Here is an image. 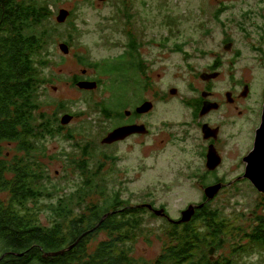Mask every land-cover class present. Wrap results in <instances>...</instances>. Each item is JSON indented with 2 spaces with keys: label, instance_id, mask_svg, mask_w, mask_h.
<instances>
[{
  "label": "rangeland",
  "instance_id": "rangeland-1",
  "mask_svg": "<svg viewBox=\"0 0 264 264\" xmlns=\"http://www.w3.org/2000/svg\"><path fill=\"white\" fill-rule=\"evenodd\" d=\"M256 1L46 0L42 3L52 12L39 25L40 29L44 27L51 32L43 51V56L47 58L46 63L48 62L43 67V73L50 81L46 82L40 90L38 111L44 113L46 118H58V123L54 126L55 130L59 129L57 125H62L63 115L66 113L73 115L67 124L62 125L59 132L48 134L47 138L37 145L38 150L40 148L45 150L44 154L41 152L42 155L39 156L45 173L43 181L38 184L45 193L40 200L30 201L29 206L38 211L39 219L43 224L49 223L55 216L51 208L55 207L59 199H76L80 191L81 194L87 191L89 194L81 206H74L75 212L86 211L85 207L90 201L100 203L117 193L121 199L129 200L128 204L142 203L147 196L152 195L157 205L167 202L174 213L187 201L200 199L202 193L197 188L185 190L178 185L172 189H164L169 186L163 183L175 177L177 165L190 160L183 156L178 157L180 153L161 127L156 129L157 136L151 140L142 139L144 141L141 142L132 138L125 144L120 143L115 147L102 143V137L106 132L105 123L99 120V116L89 105L103 100L105 95L103 77L98 73L97 68L90 65L83 66L79 59L83 57L88 62H104L107 57L120 54L123 51L122 42L125 39L126 29L130 25L135 28V24H145L146 35L157 34L155 37L161 38L169 29H172L175 41L186 39L188 44L183 46V50L191 53L189 61L202 62L197 64L201 67L206 61H210V56L202 54L198 46L213 47L228 56L222 44L224 38L222 28L213 20V12L218 10L219 3L223 2L227 6V9H224L226 13L221 15V18H225L230 16L229 12H240L242 9L249 8L251 4L255 10H264V7L256 4ZM60 9L72 11V17L69 16L65 21L59 22L57 16ZM69 21L77 28V32L73 33L74 42L71 43L68 42V33L72 31ZM206 23L211 28L203 32L202 27ZM168 25H174V28H168ZM229 31L235 39L232 47L236 46L241 51L236 61L237 73H242L246 66L251 68L252 72L263 74L264 71L260 65L264 63V59L256 57L257 53L251 48V40H247L235 25H231ZM63 42L69 45L68 53L60 47ZM229 53L234 54L235 51ZM153 56L156 57V55ZM180 56L175 54L173 65L168 66L169 56L158 53L156 62L158 68L155 73L156 77L160 73L157 78L158 83L164 77L166 81H176L186 88V77H183V74L185 71L188 72L185 66L187 60ZM82 71L85 75H82ZM245 72L247 73L246 70ZM74 75L89 76L93 80L101 78L102 83L97 89L87 91L71 84L70 79ZM128 98L131 101L135 100L133 96ZM61 101L63 106L60 105ZM174 109L170 116L177 117L181 110ZM162 110L164 109H158L157 112L160 113ZM74 115L77 116L74 117ZM165 118L168 117L162 115L156 120L161 122ZM130 130L134 129L122 127L116 130L110 139L113 140L112 142L121 140L128 132H131ZM162 138L167 141L164 145L161 142ZM8 148L9 144L6 145L7 151H9ZM115 153L117 156L114 155ZM13 155L11 151L9 158ZM81 160H84L86 174L94 173L96 170L100 173L93 180L96 185H99L97 192L94 190L92 181L88 184L83 183L82 171L77 168L78 163L83 162ZM194 183L190 181L186 184ZM103 190V195H99ZM9 200L11 201V192L0 190V201L8 202ZM262 201H264V193L243 187V190L231 193L225 196V199L221 196L211 205V211L215 212L217 207H221L224 214L234 216L233 225L235 224L242 231L249 228L245 222L248 217L246 214L249 212L260 214L259 204L261 205ZM151 213L153 212L144 213L142 216L144 226L138 231L141 233L139 238L128 244L133 248L130 254L138 264L140 262L155 264L156 259L164 252V248L171 244L167 231L168 222L160 215H151ZM202 224L203 222L195 224L200 237L206 234L202 230ZM101 238H105L104 233L99 235V239ZM233 242L226 240L222 247L219 245V251L213 250L212 257L221 255L231 262L234 259L236 264H264V247L257 250L254 245L253 254L248 253L238 257L234 255L236 245ZM198 246L193 260L200 264L198 259L203 254L207 255L208 247L196 244V247Z\"/></svg>",
  "mask_w": 264,
  "mask_h": 264
},
{
  "label": "trees",
  "instance_id": "trees-1",
  "mask_svg": "<svg viewBox=\"0 0 264 264\" xmlns=\"http://www.w3.org/2000/svg\"><path fill=\"white\" fill-rule=\"evenodd\" d=\"M45 1L0 0V190L11 192V201H0V264H138L132 258L130 251L133 248L128 244L139 238L141 233L138 231L144 226L142 216L150 210L138 204L128 206L119 193L100 203L90 201L86 211L81 212H75L74 206L84 203L88 191L84 194L80 191L76 199H59L51 208L55 216L47 224H43L38 211L29 206L30 201L40 200L45 193L38 185L45 173L39 156L45 150H38L37 145L62 127L59 124V129L55 130L58 118H46L38 111L40 90L50 81L43 73V67L48 63L43 51L51 32L39 28L44 18L52 13L42 4ZM72 15L71 11L70 18ZM70 21L72 31L68 33V42L71 43L77 28ZM79 62L83 66H94L102 77L104 74L111 76V81L117 84L115 95L109 98L112 105L129 100L128 96L137 97L136 92H126L128 86L134 84L128 71L136 63L122 61L107 67L103 61L88 62L83 57ZM79 80L76 75L70 79L73 86ZM96 80L99 87L101 78ZM109 103L104 95L103 100L89 106L100 121H107L111 117L105 109ZM11 151L14 155L9 158ZM81 161L77 168L82 171L83 183L92 181L97 192L99 185L93 180L100 173L96 170L86 174L84 160ZM103 193L104 190L98 194ZM203 195L208 200L207 194ZM198 203L193 205L203 218L202 230L206 234L200 237L195 224L189 220L168 222L171 244L164 248L155 264H199L193 260L199 248L196 244L208 247L207 255L198 259L200 264H236L234 259L231 262L221 255L212 257L210 253L211 249L219 251V245L222 247L226 240L234 241V255L238 257L253 254L254 245L257 250L264 247V201L262 206L259 204L260 214L248 213L245 222L249 228L242 230L244 233L233 225L234 216L223 213L221 220H214L213 212L206 213L204 201ZM24 207L25 210L21 209ZM105 214L108 215L104 217ZM101 233L105 238L99 239Z\"/></svg>",
  "mask_w": 264,
  "mask_h": 264
},
{
  "label": "flooded vegetation",
  "instance_id": "flooded-vegetation-1",
  "mask_svg": "<svg viewBox=\"0 0 264 264\" xmlns=\"http://www.w3.org/2000/svg\"><path fill=\"white\" fill-rule=\"evenodd\" d=\"M256 4L264 7V0H257ZM224 9H227V6L220 2L218 10L213 12V20L222 28L224 34L222 44L228 56L216 48L198 46L202 54L210 56V61L199 67L197 64L202 62L189 61L191 53L183 50V46L188 44L187 40L175 41L172 29L163 37L156 38L157 34H145L147 28L145 24H135V28L130 25L125 31L123 51L107 57L103 62L107 67L122 61L136 63V66L128 71L134 84L129 85L126 92L138 94L134 101L124 100L119 105H112L109 98L115 95L117 84L111 81L110 75L104 74L105 98L109 103L105 109L111 117L107 121L104 120L106 132L103 137L122 127L134 129L123 139L104 144L115 147L120 143L125 144L132 138L141 142L145 139L151 140L157 136V130L161 127L180 153L178 157L183 156L190 160L176 166L175 177L163 183L169 186L164 189H172L178 185L185 190L197 188L202 193L200 199L187 201L177 208L175 213L167 202L157 205L152 195L138 203L163 209L166 216L160 217L169 223L181 219L183 210L200 201H204L206 213L212 212L211 205L221 196L225 199V196L241 191L243 187L264 193L246 175L255 160L252 152L255 150L263 122L264 72L263 74L252 72L251 68L245 66L242 73H237L236 61L241 51L236 46L235 49L232 47L235 39L229 31V27L235 25L247 40H251V48L257 53L256 57L264 59V10H255L251 4L249 8L240 12H229V17L221 18V15L226 13ZM173 26L167 27L174 28ZM209 28L211 27L206 23L202 30L206 32ZM233 51L234 54L229 53ZM159 52L169 56L168 66L173 65L175 54L187 60L185 66L188 72L185 71L183 74V77H186V88L176 81H166L164 77L158 83L160 73L157 77L155 73L158 68L156 62ZM260 66L264 71V63ZM84 71L82 75H85ZM76 76L80 80H93L89 76ZM174 108L181 110L177 117L170 116ZM158 109L164 110L159 113ZM162 115L168 118L162 119L161 122L157 121L156 118ZM161 142L163 145L167 143L165 138H162ZM114 155L117 156L116 153ZM190 181L195 183L186 184ZM211 189L212 192L209 191ZM204 193L211 197L207 200ZM128 202L130 201H125ZM134 205L137 203L128 204ZM144 208L154 213L150 207ZM198 213L196 210L189 221L194 224L203 222L201 214ZM213 213L214 220L222 219L221 207H217Z\"/></svg>",
  "mask_w": 264,
  "mask_h": 264
},
{
  "label": "water",
  "instance_id": "water-1",
  "mask_svg": "<svg viewBox=\"0 0 264 264\" xmlns=\"http://www.w3.org/2000/svg\"><path fill=\"white\" fill-rule=\"evenodd\" d=\"M71 14V11L68 9H60L59 10V14L57 16V20L59 22H63L66 20L67 17H69ZM61 49L65 52L68 53L70 48L69 45L65 42L60 44ZM97 81H92V80H80L77 82V86H79L80 88H84V89H93L97 87ZM73 117V115L66 113L65 115L62 116L61 118V124H67L69 122V120ZM118 130V129H116ZM116 130L108 133V135H106L105 137L102 138V143H110L113 140L110 139V137L113 135V133L116 132ZM118 136V135H117ZM119 137V136H118ZM115 138H117L115 136ZM264 142V116H263V122L261 125V128L259 130L258 136H257V140H256V144H255V150L252 152L253 155H255V158L257 157V155L259 154L261 147L263 145ZM252 169V168H251ZM251 169L247 171V176L253 181V183L255 184V186L260 190V191H264V182H262L261 180H258L254 177V175L251 172ZM209 195V192H207ZM211 197V196H208ZM137 206L141 207H150L151 209H153V211L157 214V215H162V216H166V214L163 212V209H155L153 208L150 204H138ZM202 205H199V207ZM195 206L193 204L189 205L185 210L182 211V217L180 220L175 221V222H184V221H188L192 215L195 212ZM108 214H105L104 217H106ZM210 253H213V249L210 250Z\"/></svg>",
  "mask_w": 264,
  "mask_h": 264
},
{
  "label": "bare ground",
  "instance_id": "bare-ground-1",
  "mask_svg": "<svg viewBox=\"0 0 264 264\" xmlns=\"http://www.w3.org/2000/svg\"><path fill=\"white\" fill-rule=\"evenodd\" d=\"M254 167H255V170H253ZM250 169L256 179L264 182V142H263V145L261 147L259 154L254 160L253 166L250 167L249 170Z\"/></svg>",
  "mask_w": 264,
  "mask_h": 264
}]
</instances>
